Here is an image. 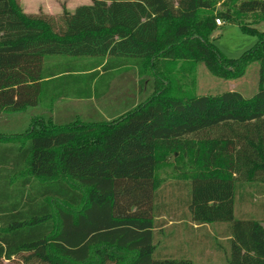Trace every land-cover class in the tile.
<instances>
[{"label": "trees", "instance_id": "16d2710c", "mask_svg": "<svg viewBox=\"0 0 264 264\" xmlns=\"http://www.w3.org/2000/svg\"><path fill=\"white\" fill-rule=\"evenodd\" d=\"M15 3L0 0V112L99 94V71L47 65L58 56L149 58L161 87L111 121L44 126L37 119L19 141L0 135L12 143L0 145V264H194L156 241L171 208L157 203L155 171L160 149L178 152L191 135L212 131L204 167L177 182L186 190L182 203L193 221L227 223L223 264H264L263 224L234 212L238 180L261 181L264 193V69L251 97H176L162 67L192 59L238 79L251 62L264 63V31L242 20L264 17V0H91L59 14ZM217 18L258 34L255 46L238 58L224 55L210 41Z\"/></svg>", "mask_w": 264, "mask_h": 264}, {"label": "rangeland", "instance_id": "374dc122", "mask_svg": "<svg viewBox=\"0 0 264 264\" xmlns=\"http://www.w3.org/2000/svg\"><path fill=\"white\" fill-rule=\"evenodd\" d=\"M90 2L91 0H17L15 4L28 13L43 10L51 14H59L63 10L73 11L79 5ZM226 7V4L219 3L217 5L219 10ZM242 20L254 25L258 30L264 31V17L261 13L243 15ZM223 23L210 36V41L224 55L238 58L257 43L258 34L244 32L239 24L224 21ZM107 61L111 64L109 71L104 67ZM150 62L149 58L138 59L122 56L118 58L115 56L104 58L91 56L52 57L47 61L48 66L60 64L59 69L73 66L77 73L81 72V74L99 71L100 74L96 82L99 85V94L97 93L91 99L79 98L74 95H68L58 100L44 99L36 107H27L20 111L0 112V135H7L10 139L19 141L21 140L19 137L29 133L33 121L37 119L44 126L49 120L53 124H63L64 126L76 121L79 122L78 124L80 122L92 124L111 121L151 97L154 94L155 85L158 88L161 87L158 78L152 73ZM162 67L170 70L171 82L166 80L167 85L170 86V95L192 97L238 91L244 97H251L260 87L261 68L264 69V63L251 62L245 74L238 79L217 77L208 70L204 62L192 59L163 61ZM143 80H145V84L142 89ZM35 127L38 129L40 125L37 124ZM16 136L18 138H15ZM215 137L216 132L214 131L202 132L199 135H191L185 140V148H180L178 152L160 149L159 154L162 160L155 171V178L160 183L157 203L168 204L167 207L171 208V214L175 208H180L173 216L170 214L171 216L163 217L166 223L160 229H156V241L170 247L172 253L176 251V253L191 258L194 264H223L230 253L227 223L193 221L190 212L182 203L186 190L181 189L183 188L182 184L177 183L204 167L205 160L203 158L206 156L204 141L212 140ZM11 144L9 141H0V145L3 146ZM23 175L24 173L20 176ZM259 182L261 181L238 180L239 200H236L234 212L237 217H253L264 226V193H258ZM240 194L244 196L243 201H241ZM182 213L187 216L183 217ZM3 264L21 263L4 261Z\"/></svg>", "mask_w": 264, "mask_h": 264}, {"label": "built area", "instance_id": "2783aa9c", "mask_svg": "<svg viewBox=\"0 0 264 264\" xmlns=\"http://www.w3.org/2000/svg\"><path fill=\"white\" fill-rule=\"evenodd\" d=\"M216 23H217L218 26H221V25L224 24L223 21H222V19H220V18H217L216 19Z\"/></svg>", "mask_w": 264, "mask_h": 264}, {"label": "crops", "instance_id": "0c3cea01", "mask_svg": "<svg viewBox=\"0 0 264 264\" xmlns=\"http://www.w3.org/2000/svg\"><path fill=\"white\" fill-rule=\"evenodd\" d=\"M87 4H89V3H87ZM219 27H221V26H218V29H219ZM219 34V33H218ZM118 58V57H117Z\"/></svg>", "mask_w": 264, "mask_h": 264}]
</instances>
